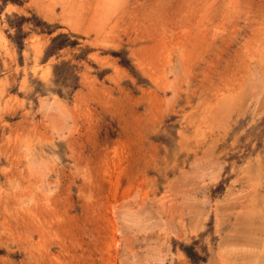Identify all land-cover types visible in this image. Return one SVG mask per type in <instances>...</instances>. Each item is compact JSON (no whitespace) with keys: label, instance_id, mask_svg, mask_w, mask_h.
I'll list each match as a JSON object with an SVG mask.
<instances>
[{"label":"rangeland","instance_id":"1","mask_svg":"<svg viewBox=\"0 0 264 264\" xmlns=\"http://www.w3.org/2000/svg\"><path fill=\"white\" fill-rule=\"evenodd\" d=\"M0 264H264V0H0Z\"/></svg>","mask_w":264,"mask_h":264},{"label":"trees","instance_id":"2","mask_svg":"<svg viewBox=\"0 0 264 264\" xmlns=\"http://www.w3.org/2000/svg\"><path fill=\"white\" fill-rule=\"evenodd\" d=\"M185 252H186L187 256H188L191 260H194V259H193V255H192L190 252H188V251H186V250H185Z\"/></svg>","mask_w":264,"mask_h":264}]
</instances>
